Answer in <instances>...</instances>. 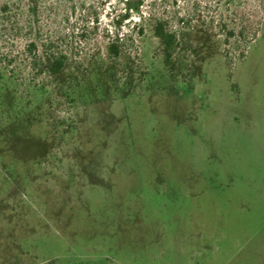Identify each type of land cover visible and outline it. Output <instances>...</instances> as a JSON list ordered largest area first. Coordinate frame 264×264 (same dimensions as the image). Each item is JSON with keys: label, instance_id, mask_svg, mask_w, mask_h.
<instances>
[{"label": "rangeland", "instance_id": "374dc122", "mask_svg": "<svg viewBox=\"0 0 264 264\" xmlns=\"http://www.w3.org/2000/svg\"><path fill=\"white\" fill-rule=\"evenodd\" d=\"M0 264H264V0H0Z\"/></svg>", "mask_w": 264, "mask_h": 264}, {"label": "trees", "instance_id": "16d2710c", "mask_svg": "<svg viewBox=\"0 0 264 264\" xmlns=\"http://www.w3.org/2000/svg\"><path fill=\"white\" fill-rule=\"evenodd\" d=\"M154 34L161 40L164 46L165 61L169 62L175 52V35L166 31L161 24L155 26ZM110 50L113 54L117 55L118 50L116 44H112ZM65 60L66 59L62 54L53 53L51 56H48L49 72L52 75L59 73L66 64Z\"/></svg>", "mask_w": 264, "mask_h": 264}]
</instances>
